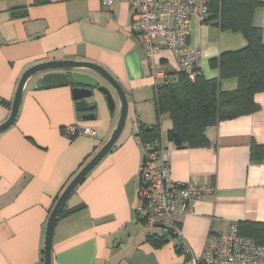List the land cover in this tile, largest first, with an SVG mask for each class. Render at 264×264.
I'll use <instances>...</instances> for the list:
<instances>
[{"label":"crops","instance_id":"1","mask_svg":"<svg viewBox=\"0 0 264 264\" xmlns=\"http://www.w3.org/2000/svg\"><path fill=\"white\" fill-rule=\"evenodd\" d=\"M252 22L262 30L264 44V7L255 10ZM130 23V0L111 6L103 0H0V125L10 117L23 74L47 61L95 63L128 98L122 135L67 203L86 208L57 224L52 264L186 263L176 248L179 238L164 227L145 228L137 217L143 127L159 126L175 181L215 188L179 219L181 236L196 256L210 235L226 236L231 223H264V160L252 158L254 149L264 148V93L255 96L259 111L209 127V146H176L168 139L172 119L157 111L149 61ZM216 23L197 18L190 23L188 45L200 51L198 69L206 79L219 77L216 60L222 54L249 45L243 33ZM156 61L164 72H178L170 51H160ZM39 77L26 85L15 125L0 133V264H44L55 200L108 141L120 116L114 92V111L101 93L89 100L97 106L86 114L95 113L89 120L77 111L71 86L35 89ZM237 87L235 78L220 82L222 92ZM72 126L95 136H69L65 130ZM154 235L170 240L156 248L148 242Z\"/></svg>","mask_w":264,"mask_h":264},{"label":"built area","instance_id":"2","mask_svg":"<svg viewBox=\"0 0 264 264\" xmlns=\"http://www.w3.org/2000/svg\"><path fill=\"white\" fill-rule=\"evenodd\" d=\"M211 0H130L132 33L141 38L149 61L154 87L175 79L161 69L156 61L160 51L173 53L178 72L191 79L199 68L201 53L188 45L192 18L207 20ZM116 0H103L111 6ZM69 136L90 135L95 132L77 126L66 128ZM143 167L136 213L145 228L164 227L180 239L187 264H264V245L254 238L243 236L239 224L231 223L226 236L210 235L201 256H196L181 236L179 219L191 215L198 201L215 192L210 185L175 181L166 157L163 142L143 144Z\"/></svg>","mask_w":264,"mask_h":264},{"label":"trees","instance_id":"3","mask_svg":"<svg viewBox=\"0 0 264 264\" xmlns=\"http://www.w3.org/2000/svg\"><path fill=\"white\" fill-rule=\"evenodd\" d=\"M209 7L207 19L216 20V24L223 30L243 33L249 45L238 52L224 53L216 60L219 68L218 78L206 79L199 69L195 70L193 79L186 73L173 72L168 74L175 76L173 81L154 87L159 115L167 112L173 122V129L168 133V139L178 147L209 146L210 141L206 135L209 127L221 121L259 111L260 106L256 103L255 96L264 93L263 33L260 28L254 27L252 22L255 10L264 7V1L211 0ZM232 78L238 81L237 89L234 92H222L221 80ZM92 115L95 116V113L92 112ZM159 129L158 125L150 131L143 127L139 134L142 144L159 141L161 137ZM252 158L263 161L264 148L254 149ZM85 208L83 203L73 207L66 205L60 220ZM239 232L264 245V223L239 224ZM171 236L176 238L172 233ZM169 240L168 235H154L149 237L148 242L159 248ZM176 248L182 253L180 242L177 243ZM185 260L187 264L188 257H185Z\"/></svg>","mask_w":264,"mask_h":264},{"label":"water","instance_id":"4","mask_svg":"<svg viewBox=\"0 0 264 264\" xmlns=\"http://www.w3.org/2000/svg\"><path fill=\"white\" fill-rule=\"evenodd\" d=\"M38 76L41 77L37 79L34 86L35 89L71 86L72 96L76 101V109L83 114L85 119L95 118L92 114H86L97 108L95 104L89 103V100L94 98L96 93L105 95L112 111L115 110L116 106L112 95L113 92L116 94L120 105L119 120L108 141L67 185L50 212L45 231L44 264H52L53 238L61 214L77 187L116 145L126 126L129 105L123 88L101 66L84 61H47L29 68L23 74L12 103L10 117L0 125V133L15 125L26 85L31 79Z\"/></svg>","mask_w":264,"mask_h":264}]
</instances>
